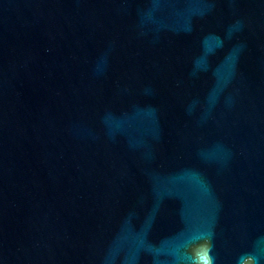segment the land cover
I'll return each mask as SVG.
<instances>
[{"label": "water", "instance_id": "obj_1", "mask_svg": "<svg viewBox=\"0 0 264 264\" xmlns=\"http://www.w3.org/2000/svg\"><path fill=\"white\" fill-rule=\"evenodd\" d=\"M0 264H264V0H0Z\"/></svg>", "mask_w": 264, "mask_h": 264}]
</instances>
